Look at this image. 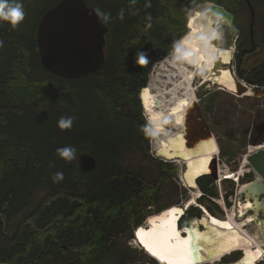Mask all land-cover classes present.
I'll list each match as a JSON object with an SVG mask.
<instances>
[{
    "label": "trees",
    "instance_id": "1",
    "mask_svg": "<svg viewBox=\"0 0 264 264\" xmlns=\"http://www.w3.org/2000/svg\"><path fill=\"white\" fill-rule=\"evenodd\" d=\"M50 1L21 0L22 21ZM86 1L109 15L106 59L97 72L75 79L58 76L42 64L36 34L46 12L24 34L22 21L13 27L0 20V264L145 262V249L131 248L127 241H137L134 230L151 215L180 205V191L174 182L177 168L150 154L151 130L140 94L148 86L151 67L186 34L187 9L212 2L232 12L239 29V76L257 88L264 86V59L243 69L249 57L264 49V0H250L253 36L246 0ZM140 50L148 53L145 65L136 63ZM214 108L210 104L208 111ZM62 116L75 117L71 129L58 127ZM69 145L76 156L66 161L56 149ZM227 147L221 145L222 155L232 150ZM133 155L156 172L134 164ZM57 172L64 178L54 183ZM254 178L251 171L242 181ZM214 182L209 174L197 179L203 192L200 205L218 196ZM232 194L233 189L226 197ZM207 210L214 215L211 207ZM185 214L180 226L203 212L191 205ZM231 254L222 262L243 256L239 250Z\"/></svg>",
    "mask_w": 264,
    "mask_h": 264
},
{
    "label": "bare ground",
    "instance_id": "2",
    "mask_svg": "<svg viewBox=\"0 0 264 264\" xmlns=\"http://www.w3.org/2000/svg\"><path fill=\"white\" fill-rule=\"evenodd\" d=\"M215 18L217 19V16L210 11L209 4L192 12L189 31L178 41L177 52L171 59L168 58L162 62L164 65L169 63L172 68L170 71L173 70L170 74V88L154 92L149 83L140 94L152 124L157 155L183 162L185 165L182 172L183 179L188 187L196 190L182 208L179 209V206L169 208L161 215L152 217L147 225L137 229L136 238L139 245L151 257H155L159 264H181L179 260L188 252L185 238H180L177 225L186 209L197 202V194L201 192L197 179L215 171L218 172V177L233 176L230 170H222L220 167L215 169L214 161L219 152L215 135L197 142L194 146L187 145L185 136L187 112L198 100L196 95L198 88L193 85L198 71L202 70L200 74H203L201 76L203 82H212L239 95L236 74L228 66H221L220 74L213 72L218 58H222L225 63H232L234 54V46L221 43L222 36L216 28ZM217 39L220 40L219 43L214 42ZM241 83L249 86L242 80ZM252 91L253 89L249 87L244 94L239 96L253 94ZM170 117L178 124L174 130L164 125L165 119ZM247 161L245 160L240 171L237 172L239 175L246 171ZM244 187L245 185L242 189ZM172 209H177V211L173 212ZM253 222L258 224L260 230L264 229L261 220L258 222L255 214L245 217L242 202L240 206L229 210L227 218L221 219L212 215L208 219L204 216L195 224L199 230L197 243L202 247L199 252L200 259L196 263L216 264L226 255L242 250L243 256L238 261L239 264H258L264 257V230L255 236L250 232L249 234L245 226ZM201 224L207 227L206 230L203 231L199 227ZM257 249L260 250L259 255H257Z\"/></svg>",
    "mask_w": 264,
    "mask_h": 264
},
{
    "label": "water",
    "instance_id": "3",
    "mask_svg": "<svg viewBox=\"0 0 264 264\" xmlns=\"http://www.w3.org/2000/svg\"><path fill=\"white\" fill-rule=\"evenodd\" d=\"M246 1L251 10V34L253 36L255 10L250 0ZM209 5L213 14L226 21L227 26L232 31L230 44L235 46L239 36V29L234 22L235 15L222 5L216 3H210ZM101 14L95 7L88 5L86 0H60L48 9L38 25L36 34L39 55L44 67L52 73L68 79H75L97 72L106 59V35L109 31L108 22L106 24L101 23ZM214 41L216 43L220 42L218 39ZM223 65L228 66L233 71L231 63H225L222 58H218L213 67V72L220 74V68ZM236 80L239 95L244 94L250 87L253 89V94L245 96L252 97L255 100L264 99V88H256L251 85L244 86L237 76ZM249 130L247 129L246 132H249ZM212 135H214V132L203 113L199 101L196 100L186 115L185 136L187 145L194 146L197 142ZM251 145L254 149L247 155V160L257 175L254 180L246 183L245 187L238 193V205L239 202L243 203L245 217L252 210L255 211V208L264 209V140L255 138ZM214 165L217 169L218 162L216 160ZM212 176L217 179L218 172L215 171ZM202 211L203 214L206 213L204 209ZM238 217H240L239 214ZM199 219L201 218L191 219L180 229L184 234L185 246L188 249V252L179 260L181 264H197L196 262L200 259L199 252L202 247L197 243L199 230L195 227L196 220ZM257 221L260 222V219L258 218ZM0 223H2L1 214ZM261 223L264 228V222ZM146 257L152 264L159 263L147 251H145V260ZM238 261L219 262L217 264H239Z\"/></svg>",
    "mask_w": 264,
    "mask_h": 264
},
{
    "label": "rangeland",
    "instance_id": "4",
    "mask_svg": "<svg viewBox=\"0 0 264 264\" xmlns=\"http://www.w3.org/2000/svg\"><path fill=\"white\" fill-rule=\"evenodd\" d=\"M55 2L57 3L58 0H51L50 2L46 3L45 5H40L36 9H34L33 12H31L29 14L28 18L25 21H22L23 23L21 24V29L23 31V34H24V32H30L34 28V26L38 23V21L40 20L41 16L44 14V12H46V10H48L52 5L56 4ZM210 3H212V2L199 3L194 8L186 10V13L183 15V20H185V23H186V33L189 31V24H190V18H191L192 12L195 11L196 9L201 8L202 6H204L206 4H210ZM215 21H216V28L219 30V32L221 33V36H222V43L224 45L230 44L232 31L227 26L226 21L221 17H217V19L215 18ZM176 46H177V44H176ZM176 52L177 51H176V47H175L170 51L169 55L165 59H168V58L171 59L172 56ZM233 57L235 58V54L233 55ZM234 58H233L232 64H233L234 71H236L237 65H236ZM262 59H264V49H261V47H260L258 49V51L251 58L249 57L247 59V63L245 64L243 69H247L249 66L257 65L259 63V61ZM163 61H161V63L158 62V63L154 64L150 69L149 83H151V87H152L154 92H157L160 90H166L167 87L170 88V85H169V82L171 81L170 74L173 72V70L170 71V69H172V68L169 66V63H166L164 65L162 63ZM201 71L202 70H200L196 73V77L194 78V81H193V85L195 87L197 86V88H198V90L196 91V94H198L199 92H203V91L207 92L208 90H213V93L210 95V97L207 99L204 98V100L210 102V104L212 106H215L214 112H216V115L218 116V118H220L222 120H226L227 122L234 125L237 122L236 120L239 119V117L244 119L243 121L245 122L246 120L251 118V116L254 112L261 111L262 113H264V99L263 100H254L252 97H249V96L235 95L232 92H230L229 90L223 89L220 86L213 84L212 82H203V80L201 78V76H203V74L202 75L200 74ZM236 75L240 80L249 84L246 80H244L243 78H241L239 76V73H236ZM149 83H148V85H149ZM249 85H251V84H249ZM197 97L200 98V95L198 94ZM141 104H142V109H143V116L146 119V121L148 122V124L150 125V130H151V132H150V154L152 155V157H154L156 159L172 162L173 166L176 167L178 170V172H177L178 177H176L174 179V182L178 186L179 191H180V195H179L180 205H177L175 207L179 206V209H180L183 206H185V204H186L185 202L188 201L192 197L193 192L196 190L188 187V185H186V183L183 179L182 172L185 168V165L183 164V162H178V160L174 161L172 159L163 158V157L157 155L156 143H155L156 140H154V138H153V129H152V125L149 122V120H150L149 114H148L146 108L144 107L145 105L143 104L142 100H141ZM164 123H165L164 125L170 129L172 128V125H174L175 128H177V126H178V124L171 117L166 118ZM174 129H172V130H174ZM214 135H215L216 141L218 142L219 136H222L224 134H223L222 130L219 129V132L214 131ZM218 145H219V153H220V158H218V168L220 167V168H222V170H226V169L230 170L232 172L233 176H228L225 178L221 177L220 180L217 177L218 181L215 180L213 185L217 188L218 196H215V197L209 196V198H208L209 200L206 199L203 202L202 206H204L203 208L205 209V212L208 215L206 213H204L203 216L201 217V219L204 216L208 217V219H209V217L213 215L206 209L207 207H211L213 209V211H214L213 216L219 217L221 219L227 218L229 210L231 211V210H233V208L235 206L238 207L240 205V202L238 205V200H239L238 193L242 189V186L249 182V181H242L244 179L243 176L240 177L239 181L233 180V179L239 178L240 175L237 172L240 171L243 163L245 162V160H247V155L251 152V150L253 151L254 148L251 145V143L247 141L244 144V146L240 149H239V147H236L235 144H231L233 148L230 145L228 147H231L232 150H230V152L228 151L224 155H222V153L220 152V147L222 144L219 142ZM257 146H260V145H257ZM227 150H229V149H227ZM228 154H230V155L232 154L233 158L229 159ZM131 160L134 164H137L140 167H147L151 174L152 173L154 174L156 172V169L151 164H147L145 162H140V157L138 155L131 156ZM216 160H217V156H216ZM245 168H246L245 173H247V171L249 172L252 169V166L248 162V164L246 165ZM234 172H236V173H234ZM252 172H254L255 175H257V173L254 171V169H252ZM237 174H238V176H237ZM209 187H211V185H209ZM198 188H199V186H198ZM232 189L234 190V194L226 197L227 192L231 191ZM199 190H201V189L199 188ZM185 191H187L186 195H184ZM200 194H201V192H199L197 195H200ZM216 205H218V206H216ZM197 206H199V205H197ZM200 209L202 210V208H200ZM161 214H162V212L151 215L142 225H147L149 220H151L152 217H155V216L161 215ZM250 214H255L256 219H258V218H260L261 211H259L258 208H255V211L251 212ZM234 218H236V217H234ZM201 219L196 220V222L200 221ZM261 222H262V220H261ZM195 226H197V225H195ZM199 227L203 231L206 230V228H207L203 224H201ZM245 229L248 231V233L250 232L251 235L254 234L253 236L263 232V230H264V229L260 230V228H258V224L256 222H253L252 224L245 226ZM136 230L137 229L134 230V236L135 237H136ZM178 232H179L180 238L183 239L184 234L180 233L179 230H178ZM127 244L131 248H134V249H143L142 246L139 245L138 240L135 241V238L129 239L127 241ZM239 251L241 252V254H243V251H241V250H239ZM228 255H232V254H228ZM219 262H222V260L217 261V263H219ZM205 263H208V262H205ZM141 264H152V263H150V261L146 257L145 262L141 263ZM157 264H159V263H157ZM197 264H202V262H199ZM259 264H264V260L260 261Z\"/></svg>",
    "mask_w": 264,
    "mask_h": 264
},
{
    "label": "flooded vegetation",
    "instance_id": "5",
    "mask_svg": "<svg viewBox=\"0 0 264 264\" xmlns=\"http://www.w3.org/2000/svg\"><path fill=\"white\" fill-rule=\"evenodd\" d=\"M221 39H222V37H221ZM214 42L216 43V41H214ZM233 53L235 54V58L234 57L233 58L235 59V62L237 65L236 71H234L232 63H231V67L233 68L234 73L235 72L238 73L239 61H238V56H236V53H237L236 42H235V46L233 49ZM252 86H254V85H252ZM260 88H264V86L260 87ZM212 93H213V90H208L207 92H204V91L199 92L198 94L200 95V98L198 97V101L202 107L203 113H204L207 121L210 124L212 131L213 132L214 131L219 132V129H221L223 134H224L222 136H219L218 144L220 142L222 144V146H229L230 145L231 147H232L231 144H235V146L239 147V149H240L244 146V144L247 141L251 143L255 138H258L259 140H264V113H262L261 111L254 112L252 114L251 118L246 123V125H245V122L243 121L244 119L239 117V119L236 120L237 122L234 125H232L231 123L227 122L226 120H222V119L218 118V116L216 115V112H209L208 111L210 103L208 101H205L204 98L205 99L209 98ZM198 94H196V95L198 96ZM163 121H162V124H163ZM247 129H250L249 132H246ZM218 158H220V153L217 155V161H218ZM250 171H252V170H250ZM240 177H241V175L239 176V178ZM259 211H261V214H260L261 217L259 219L264 220V209H261ZM252 212H254V211L252 210ZM190 220H191V218L183 220L181 222V226L182 227L185 226L186 223H188Z\"/></svg>",
    "mask_w": 264,
    "mask_h": 264
},
{
    "label": "clouds",
    "instance_id": "6",
    "mask_svg": "<svg viewBox=\"0 0 264 264\" xmlns=\"http://www.w3.org/2000/svg\"><path fill=\"white\" fill-rule=\"evenodd\" d=\"M134 3L135 0H132ZM25 17V11L21 0H0V20L8 21L13 27L18 25ZM123 11L119 14V19L123 20ZM109 20V15L101 14V23L106 24ZM175 42L173 47H176ZM0 47H3V41L0 40ZM136 63L138 65H145L149 62L148 53L145 51H137L135 56ZM75 120L74 116H62L58 120V127L61 130L71 129L73 122ZM56 154L66 161H71L76 156V149L73 146H65L56 149ZM63 173L57 172L53 175V182H60L63 180Z\"/></svg>",
    "mask_w": 264,
    "mask_h": 264
},
{
    "label": "snow or ice",
    "instance_id": "7",
    "mask_svg": "<svg viewBox=\"0 0 264 264\" xmlns=\"http://www.w3.org/2000/svg\"><path fill=\"white\" fill-rule=\"evenodd\" d=\"M172 211L173 212H176L177 211V209H172ZM227 226V225H226ZM142 231V230H141ZM260 254V250L259 249H257V255H259Z\"/></svg>",
    "mask_w": 264,
    "mask_h": 264
},
{
    "label": "built area",
    "instance_id": "8",
    "mask_svg": "<svg viewBox=\"0 0 264 264\" xmlns=\"http://www.w3.org/2000/svg\"><path fill=\"white\" fill-rule=\"evenodd\" d=\"M174 160H176V159H174ZM261 260H264V257H263V259H261Z\"/></svg>",
    "mask_w": 264,
    "mask_h": 264
}]
</instances>
